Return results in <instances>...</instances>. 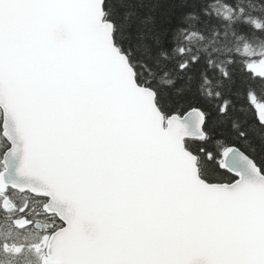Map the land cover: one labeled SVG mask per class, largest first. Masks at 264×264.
Instances as JSON below:
<instances>
[{
	"label": "snow or ice",
	"instance_id": "1",
	"mask_svg": "<svg viewBox=\"0 0 264 264\" xmlns=\"http://www.w3.org/2000/svg\"><path fill=\"white\" fill-rule=\"evenodd\" d=\"M0 264H264V0H0Z\"/></svg>",
	"mask_w": 264,
	"mask_h": 264
}]
</instances>
